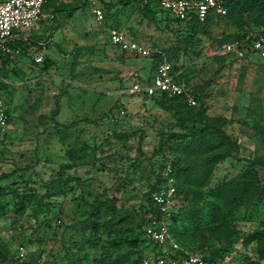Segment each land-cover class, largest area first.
<instances>
[{
    "label": "rangeland",
    "instance_id": "obj_1",
    "mask_svg": "<svg viewBox=\"0 0 264 264\" xmlns=\"http://www.w3.org/2000/svg\"><path fill=\"white\" fill-rule=\"evenodd\" d=\"M94 1L102 20L91 12L89 0H47L38 29H29L42 45L0 58L9 116L8 127L0 129V188L5 190L0 241L10 261L19 247L27 251L23 264H97L162 250L140 234L142 241L132 244L148 221L140 205L172 160L199 162L167 134L183 132L181 117L187 126H197L193 119L204 110L225 119L222 129L237 148L213 166L204 185L191 183L177 196L173 226L180 245L210 264H264L258 241L244 242L248 234L264 235L260 202L233 212L223 207L219 220H210V191L249 160L264 156V58L254 52L238 58L214 42L235 31L225 18L189 41L137 3ZM114 30L143 44L150 55L122 52L110 43ZM35 55L42 57L38 64ZM159 60L169 62L190 92L199 94L195 107H161L159 97L129 91L133 81L151 78ZM56 95L59 113L51 119ZM207 134L225 148L213 131ZM256 170L264 184V168ZM57 177L66 186L63 194L49 198L48 210L37 212L34 201L16 210L15 193L41 195L42 182ZM98 200L113 206H100ZM93 205L100 206L98 231L90 218Z\"/></svg>",
    "mask_w": 264,
    "mask_h": 264
},
{
    "label": "trees",
    "instance_id": "obj_2",
    "mask_svg": "<svg viewBox=\"0 0 264 264\" xmlns=\"http://www.w3.org/2000/svg\"><path fill=\"white\" fill-rule=\"evenodd\" d=\"M47 1V0H46ZM45 1V3H46ZM119 2L137 3L139 8L144 14L151 15L154 19H158L165 24H173L178 28V31L181 35H184L187 40L192 41L194 36L200 32H204L208 26L214 23L217 18H225L230 24L235 27V31L231 34H226L220 36L219 38H214V42L223 47L224 45L237 43L239 47L244 48L248 47V40L246 39L247 32L253 27L264 26V0H228L226 3L227 12L225 15L220 16H211L207 17L205 20L200 21L195 17H190L186 19H179L169 14L163 12L160 8V0H117ZM45 6V4H44ZM44 8V7H43ZM8 45L13 49H18L19 51H24L25 47L33 46L34 41L26 40L22 43H8ZM55 45V44H54ZM251 52L249 49L246 50V53ZM7 56L9 53H3L0 51V58L2 56ZM73 64L76 61V56L74 55ZM166 61V60H159ZM155 64V67L159 63ZM172 72L175 76L176 81L182 84L185 89L190 92L187 88V81H182L179 75L174 73V68L172 67ZM137 81H141L137 79ZM0 87L6 88V84L3 83ZM6 90V89H5ZM191 93V92H190ZM192 94V93H191ZM197 102L199 100V94H192ZM159 97L158 104L161 107H182V108H193L194 106H189L186 103V99L183 95L174 96L172 98H167L164 95H153ZM58 95H56L55 108L51 114V119H54L59 113V103L57 100ZM187 119L181 117L180 126L183 129V132H172L167 134V139H174L182 146V153L187 157H196L199 162H188L184 161L181 163L179 159L172 160L169 163L170 172L169 175L174 179V186L176 189V197L181 193H185L189 184L204 185L210 174L213 166L229 157L233 156V151L237 148V145L226 132L222 129V124L225 122V119L222 117H210L204 113V110H200L196 117L193 119L198 123L197 126L189 127L185 124ZM56 125L59 124L55 122ZM74 122H71L65 127H71ZM213 131L220 143H225V148L218 147L210 137H208L207 131ZM74 156V152L72 153ZM71 155V157H73ZM167 167V166H166ZM256 167L264 168V156H258L252 160H249L241 168V171L234 177L224 180L217 184L211 191L210 195L213 197V201L210 202L211 205V222L215 223L219 220L221 211L223 207H226L227 211L233 212L242 207L248 208L254 205L256 202H260L264 206V184L261 181V178L256 170ZM7 176L3 174L2 177ZM162 181L161 178L157 177L156 182L151 186L150 190L147 192L144 202L140 205V208L143 210L147 219L149 215H157L158 211L150 202V193L153 191L158 184ZM66 182L63 178L57 177L51 180L42 182V188L45 192L41 195L37 194L34 190L32 192H17L15 193L16 201V210L21 212L25 209L28 203L34 201L35 210L41 212L42 209L48 210L50 207L49 198L56 197L64 192V187ZM5 194V190L0 188V196ZM99 205L109 208H112V204L107 203L103 200H98ZM92 206V211L90 212V218L92 219V227L95 231H98V222H96L99 217V207ZM3 208L0 204V212L3 213ZM177 212L172 208V215L169 221V232L173 239H175L180 244V235L175 231L174 223L176 222ZM147 223V222H146ZM142 235L144 238H147L144 233V228L136 234L135 238L132 240V244L137 245L142 241V238L139 236ZM148 239V238H147ZM149 240V239H148ZM150 241V240H149ZM251 241H258L260 245V251L264 257V235L259 232H254L252 234L246 235L244 238L245 243ZM152 242V241H150ZM153 243V242H152ZM154 249L159 248L155 243ZM181 246V245H180ZM186 250L181 247V250H178V254H185ZM162 250L158 249L155 252V255L161 254ZM217 253L214 251L213 254ZM144 256H139L135 260H129L127 254H121L115 258L104 262L98 261L97 264H137L140 263ZM0 260H10L8 251L4 243L0 241ZM211 261V259H209Z\"/></svg>",
    "mask_w": 264,
    "mask_h": 264
},
{
    "label": "built area",
    "instance_id": "obj_3",
    "mask_svg": "<svg viewBox=\"0 0 264 264\" xmlns=\"http://www.w3.org/2000/svg\"><path fill=\"white\" fill-rule=\"evenodd\" d=\"M46 0H0V51L3 53L19 52L13 50L9 41L16 32L29 29H38L43 7ZM90 1L91 12L98 19L102 20L104 14L102 9ZM146 2V0H142ZM228 0H160V8L166 14L179 19L195 17L200 21L207 17L220 15L227 12L226 3ZM110 43L118 47L122 52L146 57L150 55L149 49L137 40L121 31H112L109 36ZM248 47L241 48L237 43L224 45L223 48L234 56L241 58L245 56L246 50L256 53L264 58V26L251 28L246 35ZM34 61L39 63L42 57L36 55ZM0 83H6L0 76ZM132 93L141 92L145 95H164L167 98L183 95L189 106L196 105L194 96L185 87L176 81L172 72V66L167 61L157 64L149 80L133 81L129 87ZM6 90L0 87V129L8 127V111ZM170 167L167 166L161 172V183L151 191L150 202L158 211L157 215H149L144 226L145 236L162 247V253L144 257L137 264H210L198 254L188 253L181 255L180 244L173 239L169 232V221L172 215V208L176 201V189L174 179L169 175ZM27 259V251L19 247L13 261L0 260V264H23Z\"/></svg>",
    "mask_w": 264,
    "mask_h": 264
},
{
    "label": "crops",
    "instance_id": "obj_4",
    "mask_svg": "<svg viewBox=\"0 0 264 264\" xmlns=\"http://www.w3.org/2000/svg\"><path fill=\"white\" fill-rule=\"evenodd\" d=\"M32 31L30 30H22V31H19V32H16L15 36H13V38L9 41V43H22L23 41H26V40H32L34 41V45H42V43L40 42H37L33 36H32V33H30ZM36 56V55H35ZM33 56V61H34V57ZM35 62V61H34ZM36 64H38L37 62H35ZM40 63V62H39ZM5 80V79H4ZM6 82V81H5Z\"/></svg>",
    "mask_w": 264,
    "mask_h": 264
}]
</instances>
